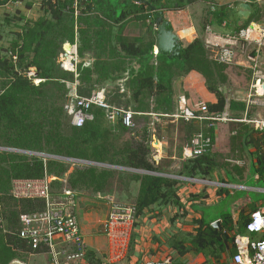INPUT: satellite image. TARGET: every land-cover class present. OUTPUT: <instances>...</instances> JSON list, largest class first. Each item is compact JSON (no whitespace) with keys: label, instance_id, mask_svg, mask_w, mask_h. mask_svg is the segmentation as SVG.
Instances as JSON below:
<instances>
[{"label":"trees","instance_id":"16d2710c","mask_svg":"<svg viewBox=\"0 0 264 264\" xmlns=\"http://www.w3.org/2000/svg\"><path fill=\"white\" fill-rule=\"evenodd\" d=\"M19 1L30 9L37 2L0 0V9ZM83 1L41 0L37 19L28 18L18 7L15 14H5L0 21V40L7 43L0 46V264H13L18 258L24 259L25 253L33 252L20 237V216L45 207L41 199L15 198L14 179L52 177L53 196H60L65 189L102 195L115 192L118 201H133L137 216L144 215L146 210L162 211L164 207L174 206L179 209L171 220L174 223L176 218L187 215L179 195L181 177L213 180L216 172L224 170L230 183L231 179L240 182L244 178L237 174V165H229L231 162L216 151L213 126L206 129V135L212 139L206 151L182 160L174 170L152 159L153 137L148 115L143 116L146 124L142 128L131 131L121 121L111 123L104 110L94 106L90 110L92 119L76 127L66 108L75 72L65 69L60 59L66 49L69 54L71 45L76 44L80 59L78 94L90 96L95 90L104 89L110 104L129 107L138 113L174 112L175 82L197 71L217 98L216 103L208 104L210 113L228 110L233 118H241L246 102L230 97L228 67L212 59L205 34L209 27H222L224 23L226 29L234 31L229 34L237 33L252 22L263 20L264 6L250 0L251 17L237 25L241 18H233L234 8L227 4L211 5L208 15L199 22L198 36L183 47L181 57L168 58L155 53L156 41L150 35L141 40L124 37L122 24L134 18L141 22L150 20L154 28L157 11L184 9L199 0H146L149 5L143 0H88L85 4ZM89 54L91 57H86ZM87 62L90 64L86 65ZM120 81L125 85L123 91ZM237 124L236 134L232 136L234 142L240 148L254 142L256 131L248 124ZM175 126L179 131V151L182 146L190 148L192 138L201 130L200 124L180 119ZM172 127L170 124L169 129ZM259 141L263 142L261 138ZM255 156L256 170L264 177V152ZM169 163L172 166L173 161ZM159 173L175 174L179 178ZM224 191L227 189L222 188L219 193ZM127 196L132 199L128 200ZM201 196L205 195H192L190 199ZM256 210L249 214L242 212L237 221L233 213H223L218 218L221 228L213 225L217 219L195 220L196 232H179L172 239V248L178 257L204 255L202 264H228L236 251L235 234L246 232V224ZM88 258L93 264H101L91 254Z\"/></svg>","mask_w":264,"mask_h":264},{"label":"built area","instance_id":"2783aa9c","mask_svg":"<svg viewBox=\"0 0 264 264\" xmlns=\"http://www.w3.org/2000/svg\"><path fill=\"white\" fill-rule=\"evenodd\" d=\"M264 5V0H256ZM76 14H78L76 3ZM205 44L216 62L234 67L235 65H249L252 83L246 98V111L241 118H233L228 110L221 114H211L207 103L200 102L197 109L182 108L176 113H159L155 111L141 113L135 112L125 106L112 105L106 100L104 89L95 90L90 96H81L77 92L79 76L77 64V45L72 46L69 56L63 55L60 59L65 69L75 72L73 90L66 108L72 116V123L81 127L92 119L90 110L94 106L102 108L111 123L121 121L131 131L140 129L137 116L148 115L149 131L152 134L154 145L155 135L166 120L177 122L180 119L197 121L214 126L216 123H245L250 125L257 133L264 135V68L261 61L264 51V20L252 22L247 28L228 35H221L210 31ZM72 63L69 69L66 62ZM90 63L87 62L86 65ZM240 65V66H241ZM185 100H182L184 102ZM204 129V128H202ZM201 129L191 141L189 153L184 159L194 158L203 154L210 146L212 139ZM236 134V132H233ZM158 150L154 151L152 159L157 162ZM54 178L46 176L41 179H14L12 181V195L17 199H41L45 202L43 210L23 213L20 216V237L27 241L33 254L47 253L52 257L53 264H79L85 261L88 246L81 231L78 217L69 211V206L75 205L72 197L73 190L65 189L62 196H53L51 181ZM205 182V181H204ZM65 197V200H64ZM137 222L136 207L131 204L113 202L109 216L104 224V233L109 239L110 252L103 264H120L129 255L131 239ZM264 208L257 209L251 214L246 224V234H235L236 251L228 264H264ZM60 239L69 245V249H57ZM13 264H25L14 261ZM151 264V263H146ZM165 264H173L167 260Z\"/></svg>","mask_w":264,"mask_h":264},{"label":"crops","instance_id":"0c3cea01","mask_svg":"<svg viewBox=\"0 0 264 264\" xmlns=\"http://www.w3.org/2000/svg\"><path fill=\"white\" fill-rule=\"evenodd\" d=\"M214 2L199 0L194 4H198L195 9H192L191 6H187L184 9L180 10H167L165 11V17L171 22L175 32L180 36L183 45H187L192 42L198 36V25L201 21L202 17L208 15L209 8L211 5L217 3L219 4H227L231 8H234L236 14H233V18L237 20L238 10L236 5V1L239 3L241 1L250 0H213ZM21 2L16 3H8L6 6H1L0 9V21L5 14H15L17 10H15V6L20 4ZM210 3V4H208ZM235 3V4H234ZM251 3V2H250ZM39 2L35 3V7L33 9L27 7H19L20 12L22 14L27 15L28 18L37 19L40 15L39 11ZM208 4V5H207ZM14 6V8H13ZM264 6V5H263ZM207 9L206 14L203 11ZM36 10L37 15L30 16L29 12ZM190 10L194 12L190 16ZM2 13V14H1ZM241 18V17H240ZM155 19V16H154ZM155 21V20H154ZM245 20L241 18V21H238L237 25H242ZM262 21V20H260ZM259 22V21H258ZM122 35L129 39L133 40H141L142 38L150 35L151 38H154L156 41L155 45V53H158L157 49V29L154 24V28H152L151 21H137L134 18H129L122 24ZM151 31V32H150ZM212 31L221 35H228L231 32V28L228 30L225 27V23L222 27H209L207 29V34ZM7 45V43L3 40H0L1 45ZM264 55V51L262 52V56ZM86 57L90 58L91 55H87ZM262 58V57H261ZM239 64L238 66H240ZM246 65H241L240 67H244ZM232 68V67H231ZM228 67V74L231 77V73L233 69ZM121 90L125 89V85L123 81L119 82ZM175 94H174V103L175 110L172 113L179 112L182 108L189 107L191 109H197V106L200 102H204L208 104L216 103L217 98L215 94L211 93L206 87V80L202 74L197 71H192L186 76L181 77L179 80L175 82L174 85ZM182 100H185L182 102ZM244 100V98L242 99ZM142 113V112H141ZM144 115L137 116L136 120L141 125V121L144 120ZM178 121L175 124L170 122H163L161 125V129L159 130V134L155 135L154 145L152 144V153L158 150L157 163H162L163 167L168 165L171 170L178 168L181 164V161L184 160L185 156L189 153V148L184 149L182 146V150L179 151L178 145V136L179 131L177 125ZM172 124L174 127L169 129V125ZM200 124V123H199ZM237 123H227L220 122L216 123L213 127L215 130V138L216 144L215 149L222 153L224 160L226 159V155L230 151L239 152L240 147L237 145L235 149H233L232 141H230V136L234 135L233 132L234 126H237ZM209 125L200 124V128L206 134V129ZM201 131V130H200ZM199 132V131H198ZM197 132V133H198ZM158 133V132H157ZM254 136V137H253ZM254 142L248 145L249 153L254 156H246L244 159H237V161L241 164V167L248 166L251 161L255 165L256 169L258 167L257 156L258 153L264 152V135H261L255 132L253 134ZM262 139L263 142H260L259 139ZM172 143L173 148H170V144ZM247 146V145H246ZM242 147V146H241ZM244 152V151H243ZM180 153V154H179ZM241 155L242 152H239ZM186 154V155H185ZM252 159V160H251ZM173 161L172 166H170L169 162ZM231 162L232 160H227ZM167 163V164H166ZM121 169V168H120ZM125 170H129L124 168ZM160 176H168L179 178L175 174L168 173H159ZM183 183L180 186L179 195L182 199V202L185 205V211L187 215L185 217H178L176 221L172 223V218L175 217L179 209L174 206L164 207L161 210H146L144 215L137 216L136 226L134 228L131 246L128 257L120 264H165L167 260H171L173 264H202L205 261L204 255L200 254L198 256L187 254L182 257H178L175 250L172 248V239L176 238V235L179 232H187V233H195V229L198 228V225L194 222L195 220H200L205 218L204 212L200 210H196L195 204L197 203H207V204H216L221 201L222 197H225L228 194V187H238L247 189L248 192L254 191L256 193L264 192V187L260 186V181L264 182V177L261 176L259 171L256 170V173L252 177L246 173L245 177L241 180L243 185H233L229 182V177L224 170H220L216 172L213 180H204V179H193L187 177H181ZM251 186H245L244 182H249L252 180ZM205 181V182H204ZM227 189V192L219 193L221 189ZM123 193L126 190L122 191ZM232 192V191H231ZM63 193V192H62ZM60 194V197L62 196ZM72 197H67L73 201L75 205L69 206V211L73 212L77 215L78 220L80 222L81 231L84 236L85 242L88 246L89 251H87V255L85 261L80 262L79 264H93L88 256L89 254L93 255V257L103 264V261L106 255H109L110 245L109 239L104 233V224L109 216L111 210V204L115 198V192H111L109 194H95L88 191L78 192L73 190ZM136 193V190H134ZM202 195L196 198L195 200H191L192 195ZM65 200V197H64ZM120 202V201H119ZM131 202V201H130ZM130 202H121V203H130ZM264 208V201L260 200L255 202L251 193L246 194L243 198H239L234 202L233 206V216L237 221L240 217V214L244 212L245 214H249L253 209ZM182 213V211L180 212ZM236 215H238V219H236ZM221 219H218V221ZM215 221V222H216ZM69 245L63 242L60 239V245H57V249L60 251L63 249H69ZM25 257L33 256L36 254H24ZM15 261H22L25 264H28V260L18 258Z\"/></svg>","mask_w":264,"mask_h":264},{"label":"rangeland","instance_id":"374dc122","mask_svg":"<svg viewBox=\"0 0 264 264\" xmlns=\"http://www.w3.org/2000/svg\"><path fill=\"white\" fill-rule=\"evenodd\" d=\"M36 1L39 2L41 0H36ZM210 3H211V1H210ZM210 3H208V4H210ZM197 5L198 4H194L193 6H191L192 9H195L197 7ZM15 7H16L15 10H17L18 7H26V6H25V3H20V4L16 5ZM13 8H14V6H13ZM206 11H207V9L205 8L203 13L206 14ZM191 14H194V12L190 10V16H191ZM29 15L35 16V15H37V11L36 10L30 11ZM4 38H6V37H4ZM9 38L10 37H8V39ZM261 61H262L263 68H264V55L262 56ZM66 65L68 66L69 69L72 68V65H68L67 63H66ZM245 65L246 66H244V67H240L238 65H235L234 67L231 68V69H233V72L231 73V77H230V92H231L229 94L230 97H236V98L242 100L243 98L244 99L246 98V96L249 92V88H250V85L252 83V76H251V71L249 69V65L247 63ZM69 66H71V67H69ZM174 90H175V88H174ZM166 121L170 122L168 120H166ZM141 124H142V126L145 125L146 121L142 120ZM229 140L232 141L233 149H235L237 147V143L234 142L235 139H234V137H232V135L230 136ZM242 151H244V153L242 154L243 156L239 153ZM239 152L230 151L226 155L227 160H232L229 165H231V164L237 165V170H239L237 172V174L241 173L242 177H245L246 173L249 174V172H250V175L253 177L254 174L256 173V167L252 163V161L248 166H244V167H241V164L237 161V159H241V158L244 159L246 156L251 155L249 153L248 146L241 147ZM230 177H232V175H230ZM252 181H253V179L250 180L248 183L244 182L245 186H251ZM231 182L233 185H243L241 183V181L238 182V180L236 181L235 179L234 180L231 179ZM259 184L261 187H264L263 181H260ZM228 189L231 190L232 192L228 191V194L225 197H222L220 202H218L214 205L213 204H207L206 202L205 203H197L194 205L196 210H200V211L204 212V215L206 216L205 217L206 220H211V219H217V218L221 217L223 213L230 212L232 214L234 202L236 200H238L239 198H243L248 193H251L255 202H258L260 200L264 201V192H260V193H256L254 191L248 192L247 189L238 188L237 186L236 187H228ZM115 198L119 199L117 197V195H115ZM127 199L131 200L132 197L127 196ZM114 202L120 203V204H128V203H121L117 200H114ZM126 202H130V201L126 200ZM132 203H133V201L131 200V202L129 204L132 205ZM236 219H238V215H236ZM240 226L242 227V225H238V228ZM243 234H246V232ZM24 259L28 260L27 261L28 264H53L51 255L47 254V253H39V254H36L35 257H33V256L25 257V255H24Z\"/></svg>","mask_w":264,"mask_h":264},{"label":"water","instance_id":"95a60500","mask_svg":"<svg viewBox=\"0 0 264 264\" xmlns=\"http://www.w3.org/2000/svg\"><path fill=\"white\" fill-rule=\"evenodd\" d=\"M87 1L88 0H84L83 4H85ZM143 2L148 3L146 0H143ZM151 8L154 9L153 6H151ZM237 10H238V15L243 20H249V18L251 17L253 13V7L251 3L248 1H241L237 6ZM155 25H156V29L158 32L157 34L158 53L163 54L167 56L168 58L181 57V52L183 50L184 45L181 41L180 36L175 32L173 26L171 25V22L168 19H166L164 10H159L156 12ZM68 45L70 44L68 43ZM65 56H69L67 49L65 52ZM28 153L34 154L32 152H28ZM79 162L85 163V164H94V163L87 162V161H79ZM96 165L107 166L103 164H96ZM108 167L121 168V167H115V166H108ZM121 169H124V168H121ZM132 171H138V170H132ZM213 225L216 228H221V221L218 220L214 222Z\"/></svg>","mask_w":264,"mask_h":264},{"label":"bare ground","instance_id":"6f19581e","mask_svg":"<svg viewBox=\"0 0 264 264\" xmlns=\"http://www.w3.org/2000/svg\"><path fill=\"white\" fill-rule=\"evenodd\" d=\"M72 49V48H71ZM73 50V49H72ZM66 63H68L69 65H72V63L70 62V61H68V62H66Z\"/></svg>","mask_w":264,"mask_h":264},{"label":"clouds","instance_id":"9594fccd","mask_svg":"<svg viewBox=\"0 0 264 264\" xmlns=\"http://www.w3.org/2000/svg\"><path fill=\"white\" fill-rule=\"evenodd\" d=\"M33 254V253H32ZM14 263V262H13Z\"/></svg>","mask_w":264,"mask_h":264}]
</instances>
